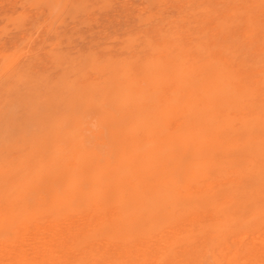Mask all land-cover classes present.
I'll use <instances>...</instances> for the list:
<instances>
[{
	"label": "rangeland",
	"instance_id": "1",
	"mask_svg": "<svg viewBox=\"0 0 264 264\" xmlns=\"http://www.w3.org/2000/svg\"><path fill=\"white\" fill-rule=\"evenodd\" d=\"M208 60L224 69L225 116L236 129L231 136L225 132L232 138L228 147L233 155L247 152V143L264 152V0H0V264L28 245L46 243V235L65 231L69 221L87 222L105 212L117 218L124 207L104 193L124 164L147 174L146 185L163 178L178 189L175 214L140 229L126 225L125 231H108L122 219L104 220L98 238L89 236L82 246L108 248L111 238L126 244V234L133 242L151 241L162 228L172 232L164 238H175L166 264H261L264 226L256 221L262 214L252 215L264 201L248 202L244 212L231 215L230 225L219 223L189 189L195 182L200 188L219 185L218 173L203 179L191 172L198 164L196 144L168 123L192 97L182 81H197L195 67ZM165 95L176 109L168 106L153 122L122 110L129 104L152 112ZM140 124L156 133L150 139L155 149H166L161 174L150 158L140 163L133 156L128 139ZM257 190L264 194V187ZM191 194L197 204L189 213ZM238 225L251 229L235 232ZM78 244L68 253L77 255ZM243 248L253 254L239 252ZM67 251L63 264H76ZM28 252L23 264H54L62 254L41 258Z\"/></svg>",
	"mask_w": 264,
	"mask_h": 264
},
{
	"label": "bare ground",
	"instance_id": "2",
	"mask_svg": "<svg viewBox=\"0 0 264 264\" xmlns=\"http://www.w3.org/2000/svg\"><path fill=\"white\" fill-rule=\"evenodd\" d=\"M242 30L243 29H241V31ZM246 60L247 62H249L248 59ZM258 62L259 61H257V63ZM252 63L253 62H251V65ZM195 68H196L195 70L198 69L199 72V77L197 81H194L193 79L188 77L185 78L181 83L182 87H185L187 89L189 88L191 90L192 97L190 98L187 105L182 110H180L176 115H173V117L168 121V123L172 124L173 127L175 126L182 130H185L186 131L185 133L187 134L185 137L189 138L190 140H193L196 144L198 156L194 160L198 161V164H196L193 167V171L191 172L202 174L203 179H207V177L210 176L211 173L213 172L218 173L215 179L220 181L219 185L206 184L205 188L203 187L200 188L199 184L195 182L194 184H192V186H189V189L192 191L191 193H197L201 197V200H199L197 203H203L208 205L209 211H211L212 214H214V216L220 220L219 223L222 224L225 223L227 225H230V221L232 220L231 215L235 213L244 212L246 210L245 206L247 205L248 202H259L260 200L264 201V194L260 193L259 190H257L264 187V152H259L258 148H252L253 146H250V144L247 143L246 144L248 146L247 152H242L240 154L237 153V155L235 154L233 155L231 149L228 147V144L230 141H232L231 140L232 138L228 139L225 134V132L228 131L230 132L229 135L231 136V134H233V132H235L236 129L233 128L235 124V122L233 121H231L227 125V120L225 116V103L227 101L226 97L228 95H226V84L224 80V71H223L224 69L222 65L220 64L217 65L214 63V61L211 60H208L206 63H203L202 65H199ZM168 70L170 71L171 68H169ZM193 70L194 67L188 71H193ZM244 86L246 85L244 84ZM232 88L229 87V89L231 90ZM257 90L258 89H256V91ZM168 97L165 95L163 102H159V101L154 102L153 105L155 107L153 108L152 112L149 111L145 114L143 112V108L133 107L129 104L122 105L123 108L122 110H125V112L130 117H137V118H141L142 120H147V121L150 120L153 122L154 118L161 111L166 109L168 106L171 105L172 107L175 106L173 102H171L172 97L169 98V101H168ZM163 104H165L166 106L165 105L163 106ZM232 112H233V107H232ZM155 135L156 133L154 131L152 130L149 131L147 128L143 127L142 124H140L138 130L134 134H132L131 137H129L130 139H128V141L131 144H133L132 150L135 152L133 156L135 155L134 157H136L135 158L136 161L142 163L144 161H149L148 158H150L151 162L154 165L158 164V166H155L154 168L155 172L156 173L160 172L161 174V169L167 161V154L165 155L166 149H162V148L155 149L154 148L155 146L152 145V142H150L151 141L150 139H153ZM176 150H180V149H176ZM158 167L160 168L158 169ZM145 176L148 175L145 173L144 174L139 173L138 170L134 169L133 164H124L122 168L115 171L114 174L110 177V180L108 181L107 193L106 192L104 193V191H102V194L104 193L106 195L105 199L110 197L113 198L117 196L121 202V205L124 207V211H121V213L118 214L117 218H114L116 217L115 215L113 216L111 215V213L106 214L105 212L103 213L104 214L103 216H100V214L97 215L93 214V216H91L87 222L75 223L74 221H69L67 224V229L65 231L55 230L54 232H51L50 235L49 234L46 235V236H50L49 237L50 239H48L46 243L40 245L33 244L32 246L28 245L30 246V248L28 249L29 252L20 251L17 252L16 254H13L14 256L10 257L11 259L9 260L8 264H16V263L23 264L24 256L27 254V252L31 254L33 257H37L41 255V258H45L47 255L48 256L53 255L54 253H62L57 257V261L54 264H63V251L68 250L67 254H69L68 253L70 251L69 246L74 247L76 243H79L82 246V244L87 240L89 236H94L98 238L97 236L99 232L98 230L104 224V220L113 223L116 220L122 219L121 220L122 223L119 224L121 226L118 225L117 228L116 225H114L108 231H115V229L116 230L120 229L121 231H125L127 229L126 225L134 224L136 225L137 228L140 229L143 228L144 225L146 224L157 225L158 223L162 222L163 218L170 217L173 214H175L174 212L175 205L181 199L180 191H178V189H176L175 187L171 186V184L166 183L163 178H159V180L151 179L152 182L146 185L144 181ZM147 178L148 180H150L149 177ZM155 182H157L156 183L157 185H154ZM252 188L253 189L255 188V190L252 191ZM153 189L154 191H159V193L157 195H154L152 193ZM192 198H193V194L187 196V199H189V206H187V210L189 211V213L194 208V206L192 205L197 204L196 201L191 202ZM215 198H217L216 200L219 201L218 202L219 204H216L217 201L215 200ZM259 214H262V218L260 220L258 219V221H256V224L257 226L261 227L264 226V209L256 210L253 213L252 217L256 218L257 215L259 216ZM194 218L195 220H197L196 217ZM204 221L206 220H203V222ZM242 228L246 229L247 231L251 229L249 225L244 227H242V225H238L234 227V231L238 232V230ZM227 229L228 227L224 229V231H227L226 233H231L232 230L231 229L227 230ZM160 232L158 230V234L155 235L157 236V238L151 241L140 240L139 242H133L135 237L131 236L130 234H126L127 235L126 244H120V245L116 244V242L112 240L113 238H111L110 242H108V244L110 245V246L108 245V248L106 245L102 243L91 244L90 248L86 246H82V247L80 246L81 247V248L79 247L80 252L77 255L76 254L73 255V253L70 252L71 254H69V256L70 257L74 256L75 258L74 262L76 264H166L167 257L169 256L168 252H166V249L169 248L168 245H170L171 243H172L171 245L173 246V244L175 243V238H173V241L170 242L172 238L171 239L164 238L165 236H167L166 234L169 231L165 234V232L161 228ZM113 233L114 232H112V234ZM169 233H171L172 235V232ZM249 236L251 237V235ZM51 237L54 238L56 237V238L52 239ZM96 238L93 239L97 241ZM250 239H252V237ZM158 242L163 247L157 246ZM198 242L200 243V241ZM202 242L203 241H201L200 244H202ZM252 242L253 243H251V245L254 244V241ZM261 244L262 246H264V243ZM165 245L166 247H164ZM259 247L262 248L260 245ZM239 252L252 255L253 248H243L240 249ZM262 252L264 251H261V253ZM172 253L174 252L172 251ZM87 255H89L90 258L92 259L91 263L86 261V259H88ZM260 256L264 257V255H260ZM252 258L254 259V257ZM178 261L179 260H177V262ZM249 262L251 263L250 260ZM261 262L264 263V261Z\"/></svg>",
	"mask_w": 264,
	"mask_h": 264
}]
</instances>
